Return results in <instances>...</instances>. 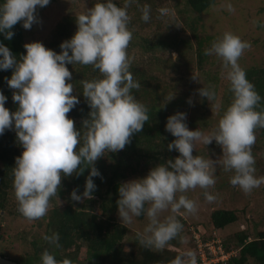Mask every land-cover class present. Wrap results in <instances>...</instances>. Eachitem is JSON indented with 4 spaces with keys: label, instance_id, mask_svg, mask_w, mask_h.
<instances>
[{
    "label": "clouds",
    "instance_id": "clouds-1",
    "mask_svg": "<svg viewBox=\"0 0 264 264\" xmlns=\"http://www.w3.org/2000/svg\"><path fill=\"white\" fill-rule=\"evenodd\" d=\"M137 2L124 0L123 6H119L115 0H97L94 7L77 15V31L60 44L62 51L59 53L37 41L26 43V55L17 59L0 41V70L14 69L11 78L5 79L15 90L12 99L18 102L17 110L10 112L5 107L8 97L0 91V135L6 129L14 128L24 148L22 155L16 158L13 185L19 211L29 221L48 214L51 200L58 195L63 178L73 174L79 176L86 168L91 170L84 191L78 194V189H73L71 198L74 201L93 198L97 188L93 177L102 175L95 162L106 152L124 149L131 143L133 134L141 131L150 118L148 107L133 92L142 85L130 71L133 57L128 49L133 31L129 27V7ZM49 3L50 0H0V34L10 40L14 36L13 27L19 22L25 29H30L39 22L38 7ZM225 6L229 11L235 10L230 0ZM141 11V18L148 22L151 6L145 4ZM158 11L161 17L175 14L174 9L168 7H161ZM251 47L250 41L226 31L205 49V55H215L222 60L225 70L222 75L230 82L233 95L218 125L211 131L190 130L185 112L170 115L165 127L175 139L167 147L180 155L158 164L143 178L120 184L118 214L123 224L145 217L147 222L143 230L135 236L145 248L162 250L170 246L173 239H185L181 235L184 225L178 217L198 211L197 201L186 193L199 187L205 190L208 202L215 201L217 196L208 189L216 184L217 167L233 171L230 183L245 193L264 184V176L255 174L252 152L256 130L264 128V110H257L262 107L264 97L256 91L239 63L245 50ZM172 58L175 60V53ZM69 64L91 65L101 73L99 78L80 81L91 109L82 128H77L75 120L67 115L80 103L79 96L72 94L73 73L67 66ZM193 78L197 79L196 76ZM197 91L211 102L212 109H221L213 86H203ZM188 102L192 103L191 98ZM213 141L222 147L221 157L214 160L209 156L193 155L197 145L208 146ZM198 234L203 243L209 242H205L199 230L192 236L196 244ZM43 239L59 247V233L45 234ZM218 245L229 256L213 264H226L236 257L233 251L227 250L224 242L215 246ZM166 251L173 252L168 248ZM41 264L74 262L67 257L58 260L54 253L45 249ZM169 264L209 263L202 259L201 252L197 257L195 250L187 249Z\"/></svg>",
    "mask_w": 264,
    "mask_h": 264
},
{
    "label": "trees",
    "instance_id": "trees-1",
    "mask_svg": "<svg viewBox=\"0 0 264 264\" xmlns=\"http://www.w3.org/2000/svg\"><path fill=\"white\" fill-rule=\"evenodd\" d=\"M54 1L55 0H52V2ZM163 1L164 0H138L137 3H133L129 7L130 15L142 16V7L145 4L150 5L151 19L145 22L144 27L153 28L154 25L157 28L167 27L166 37H155L150 39L141 37L140 34L134 30L135 21L131 20L129 27L133 31V40L130 42L129 48L139 46L144 48L142 50L143 53L147 52L148 54L154 53L157 50L164 52L176 51L181 55L180 58L177 60H173V58L168 60L169 66L173 70H177L179 67L186 64L184 62L185 47L195 48L198 64L202 65L203 63L211 61V55H205V49L209 48L214 40L210 35L206 38L200 36L198 34V28L199 26H201V28L204 27V18L202 14L215 5L218 0H184L192 16V20L189 22L186 21V24L187 26L190 25L194 40L179 39L176 35L173 36L171 34L178 32L172 29L171 25L164 23L160 18L161 14L158 10L161 8ZM115 2L119 6H123L124 0H115ZM92 4L91 8L94 7L95 3L92 2ZM76 19L77 16L74 15H63L54 29H52L53 31L49 38L46 40L38 38L37 33H34L39 26L33 25L30 29H25L22 22H19L13 27V37L9 40L6 39L3 34H0V41L10 48L17 59H20L22 55H26V49L24 47L26 43L37 41L42 42L46 48L53 49L59 53L62 51L60 44L70 39L77 31ZM239 36L244 40L248 39L245 34H239ZM157 64L158 61L152 64L150 62L143 70L137 69L135 65L132 64L130 71L133 73L134 79H137L141 83L145 81L144 77L149 71L150 65H152L151 70H153ZM240 65L245 69L247 78L254 84L256 91L261 97H264V66L262 64L255 65L254 63L252 65H243L241 63ZM67 66L73 73L71 82L74 84V90L72 94L78 95L80 99V103L67 115L75 120L77 128H82L83 121L89 118L91 109L83 95V85L80 81L99 78L101 73L91 65L69 64ZM13 71L14 69L0 70V91H3L8 97L5 102V107H7L10 112H14L18 108V102L12 99L15 90L9 87L5 79V77L10 79ZM214 78H216V76ZM215 81L218 83L219 80L216 79ZM225 81L226 83L224 86L227 88V102L230 104L233 95L230 90V82L227 79ZM141 90V88L133 90L136 98L140 102H142L140 100ZM189 98V93H184L176 99H173L167 106H163L159 105L158 96L153 97L152 102L146 105L149 109L148 114L150 118L144 123V127L141 131L133 134L131 143L117 152H106L105 156L100 157L95 162V167L99 169L102 175L93 177L97 185L93 193V198H85L84 201H74L71 198L73 189H78V194L83 193L86 177L91 170L90 168H86L83 174L79 176L73 174L62 179L58 195L52 198V207L49 209L48 214L43 217L47 222L48 228L53 230V233H59V247L54 245L57 249L52 251L49 249L53 248L52 246L37 247L36 243H32L34 248L36 246V251L42 253L47 249L49 252H55V257L58 260L67 257L72 261H74V259L86 260L85 255L89 254L92 256V259L88 264H169V261L179 255L171 254L169 251H166L167 248L164 252L160 253L153 249L145 248L139 243L138 239L135 238L137 247L129 253L127 259L123 258L119 246L126 236L127 227L117 224L114 215L118 211V188L121 183L132 176L147 175L150 169L154 168L157 163H165L168 159H174L175 156H178L175 154L176 150L173 149L170 151L167 147L175 137L166 130L165 126L167 118L170 115L175 114L179 110H181V112L184 110H182V106L189 104ZM203 101L204 104H210L207 98H204ZM261 106L262 107L257 110H264V100L261 101ZM259 141H264V128H258L256 130V142L252 146V150L264 151V146H261L262 144L260 145V143L262 142ZM23 151L24 148L18 141L14 128L6 129L4 134L0 135V213L6 211L9 214L24 217L19 211V202L16 199L13 185V169L16 167V158L21 156ZM59 199L64 200V203H59ZM99 199L101 201V206L98 210L101 212V215L95 213L97 210L95 203H97ZM105 214L108 216L106 221L101 218ZM210 216V223L217 229H225L238 221V215L234 210L216 209ZM140 218L142 219L143 216ZM249 237L250 236L244 232L239 235L238 238L241 245L239 255L232 257L226 264H247L250 258H253L259 264H264V231H260L257 237L250 242L247 241ZM80 242L85 243V245L78 244ZM191 242L197 247L194 239H191ZM73 245L76 246L75 251L66 253L67 248H71ZM224 245L226 246V243H224ZM0 255L5 257L4 254ZM36 255V259L39 260L41 254L38 253ZM36 255L27 254L15 260L22 264H35L34 259ZM199 255L200 251L198 249L197 257ZM39 261H41V259Z\"/></svg>",
    "mask_w": 264,
    "mask_h": 264
},
{
    "label": "rangeland",
    "instance_id": "rangeland-1",
    "mask_svg": "<svg viewBox=\"0 0 264 264\" xmlns=\"http://www.w3.org/2000/svg\"><path fill=\"white\" fill-rule=\"evenodd\" d=\"M92 2L96 3L97 0H55L54 2L50 0L48 5L42 8L38 7L39 22L33 25L39 26V28H36L37 31L34 33H37V37L40 39H48L53 31L52 29H54L63 15L77 16L81 12H85L88 8H91ZM226 2L227 0H218L215 5L202 14L204 27L201 28L199 26L198 34L204 38L210 35L214 41L221 38L226 31L238 35L245 34L248 38L247 41L251 42L252 47L245 50L239 59V63L243 65H252L254 63L255 65L262 64L264 66V26H261L264 25V0H230L235 9L234 11L227 9L225 6ZM161 7L174 9V15L160 16L164 23L171 25L172 29L178 32L171 34L173 36L176 35L179 39L194 40L190 25L187 26L186 24V21L192 20V16L184 0H164ZM130 16L131 20L135 21L134 30L141 37L153 39L155 37L167 36V27L157 28L155 25L153 28L144 27L145 21L141 18L142 16ZM143 49L139 46L128 49L129 55L133 57L132 64L137 69L142 70L150 62L152 64L158 61V64L153 70H151L152 65H150L149 71L144 77L145 81L141 82L140 100L145 105H149L153 97L158 96L159 105L167 106L178 96L189 93L192 103L182 106V110L184 109L182 112L187 114L186 123L189 129L196 130L201 128L206 131L213 130L218 125L223 111L229 105V102H227V88L224 86L226 78L222 75L225 71L222 60L218 59L215 55H211V61L200 65L197 61L195 48L185 47L184 62L186 64L177 70H173L169 66L168 60L172 58V53L176 54L175 60L179 59L181 55L178 52L157 50L154 53L148 54L147 52L143 53ZM194 76L197 79H194ZM215 76L216 78H214ZM213 79L219 80L218 83ZM203 86H213L215 88L217 97L221 102V109L219 111L212 109L211 102L208 99L210 104H204L203 99L206 97H201L197 91V89ZM259 142H262L260 145L264 146V141ZM252 152L255 157V174L257 176H264V151L252 150ZM175 154L180 155L178 151ZM198 154L205 157L209 156L215 160L221 157L223 152L222 147L213 141L208 146L203 144L197 145L196 150L194 149L193 151V155ZM233 174V171H225L222 166L217 167L215 173L217 177L216 184L208 189L209 192L217 196V199L213 202H208L205 199L204 189L198 187L189 190L186 195L197 201L198 211L195 214H186L185 216L178 217L184 225L181 235L185 239L183 241L180 238L173 239V241L169 242L170 246L162 250H153L160 253L168 248L173 251L172 254H181L187 249H193L198 253V249L191 242V239L200 230L205 237V242L219 239L226 243L228 251H233V255L238 256L240 251L239 235L244 232L250 236L248 241H252L260 231H264V184H261L258 188H254L249 193H245L239 186H234L230 183ZM145 176H132L124 182ZM58 202L63 204L64 200L59 199ZM100 206L101 201L99 199L95 203V207L97 208L95 213L98 215H101V212L98 210ZM216 209L234 210L238 215V221L225 229L215 228L210 223V215ZM101 218L106 221L108 216L105 214ZM114 219L117 224L127 227L126 236L119 246L122 251V257L127 259L129 253L137 247V244H135L137 232L143 230L147 221L145 217L142 219L138 217L131 224H123L118 211L115 213ZM52 233L53 230L48 228L44 218L29 221L25 217L9 214L4 211L2 214L0 213V254H4L8 258L19 259L24 255L34 252L36 246L34 248L32 243H36L37 247H54V244L43 239L45 234L51 235ZM168 255L172 257L170 254ZM85 257L84 264H88L92 256L87 254ZM37 264H39L38 260ZM247 264L259 263L250 258Z\"/></svg>",
    "mask_w": 264,
    "mask_h": 264
},
{
    "label": "built area",
    "instance_id": "built-area-1",
    "mask_svg": "<svg viewBox=\"0 0 264 264\" xmlns=\"http://www.w3.org/2000/svg\"><path fill=\"white\" fill-rule=\"evenodd\" d=\"M196 239L202 259L209 264L216 263L220 260H226L228 258L229 254H225L221 245L215 246L216 244L221 243L220 240H214L212 243H203L199 234L196 235Z\"/></svg>",
    "mask_w": 264,
    "mask_h": 264
},
{
    "label": "flooded vegetation",
    "instance_id": "flooded-vegetation-1",
    "mask_svg": "<svg viewBox=\"0 0 264 264\" xmlns=\"http://www.w3.org/2000/svg\"><path fill=\"white\" fill-rule=\"evenodd\" d=\"M78 244L85 245V243H82V242H80V243H78ZM36 246H37V245H36ZM49 249H51V250L53 251V250H56L57 247H53V248H49ZM75 249H76V246L73 245L71 248H67V252H66V253H72V252L75 251ZM38 253L42 254L41 252H38V251H36V249H34V252H33L32 254H33V255H36V254H38ZM52 253H55V252H52ZM0 256H1V255H0ZM2 257H4V256H2ZM5 258H8V257L5 256ZM36 258H37V255H36L35 259H34L35 264H37V259H36ZM8 259H11V260H13V261H15V262H18L19 264H22L21 262L15 260L16 258H8ZM40 259H41V258H39V260H40ZM39 260H38V262H39V264H41V261H39ZM73 262H74V264H84V263H85L84 260H78V259H74Z\"/></svg>",
    "mask_w": 264,
    "mask_h": 264
},
{
    "label": "water",
    "instance_id": "water-1",
    "mask_svg": "<svg viewBox=\"0 0 264 264\" xmlns=\"http://www.w3.org/2000/svg\"><path fill=\"white\" fill-rule=\"evenodd\" d=\"M0 264H19L11 259L0 256Z\"/></svg>",
    "mask_w": 264,
    "mask_h": 264
}]
</instances>
